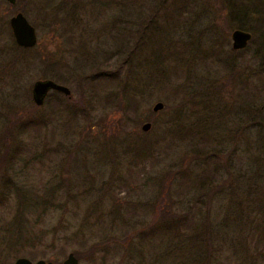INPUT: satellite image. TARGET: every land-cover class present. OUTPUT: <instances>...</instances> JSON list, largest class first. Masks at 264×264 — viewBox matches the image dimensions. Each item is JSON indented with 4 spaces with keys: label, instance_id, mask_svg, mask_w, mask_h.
Instances as JSON below:
<instances>
[{
    "label": "rangeland",
    "instance_id": "1",
    "mask_svg": "<svg viewBox=\"0 0 264 264\" xmlns=\"http://www.w3.org/2000/svg\"><path fill=\"white\" fill-rule=\"evenodd\" d=\"M108 1L102 14L98 0H0V191L9 180L26 199L51 203L20 215L14 189L5 201L0 195V261L61 264L102 240L103 261L73 254L77 264H264V0H178L166 26L171 0ZM242 7L244 28L235 16ZM16 13L35 29L29 52L15 49L8 20ZM235 29L250 33L236 53ZM45 57L69 91L55 92L54 109L47 96L40 106L31 99L35 81H54ZM120 66L122 90L138 104L125 127L121 83L90 80ZM88 95L91 110L71 101ZM156 102L162 109L152 112ZM32 106L40 128H14L3 155L7 125ZM144 142L147 157L132 163ZM166 173L172 210L200 232L207 224L205 263L203 233L187 251L182 238L152 240L139 230ZM27 235L39 244L25 245Z\"/></svg>",
    "mask_w": 264,
    "mask_h": 264
},
{
    "label": "trees",
    "instance_id": "2",
    "mask_svg": "<svg viewBox=\"0 0 264 264\" xmlns=\"http://www.w3.org/2000/svg\"><path fill=\"white\" fill-rule=\"evenodd\" d=\"M171 1L172 2L169 5V7L163 9V11L168 12L166 16L163 15V17L165 16L164 22H163L165 26L169 23L168 21L171 17H175L174 15H172V13L177 14V11H179L182 5L180 4V1L178 0H171ZM109 3L110 1L108 0L107 1L98 0V4H99L98 12L102 14L105 13L104 7L109 6L108 5ZM163 6L164 5H162V2H160V5L157 11L159 12ZM243 8L244 7H242L240 10L235 12V16L237 17V20L240 23L239 25L240 28L244 26L245 16H246L245 9ZM73 9H74V6H73ZM15 49L19 51H23V52H29L30 50V49H24V48L18 47L16 45H15ZM231 50L232 52H235V53L237 52V51H234L233 49ZM210 52L214 53V51H210ZM42 62L45 67L51 69L50 76L51 78L54 79L55 82L62 81L61 76L56 72L57 66H58L56 62L53 63L49 57H45V59L42 60ZM120 68L121 66L117 67L113 73H106L105 71L98 72V73L94 72L91 74L92 78L90 80L92 81L97 80L98 82L103 83V85L110 83V82H114V81L117 84V86L120 85L121 83L120 89H119L121 91V95H119V97L117 98V112L122 114L121 116L123 120H119V123L123 124V126L125 127L130 122H133L136 116V110L138 108V104H137V101H135L132 93H127L122 90L123 88L122 86L125 85L126 80L125 81L120 80L119 75H118ZM55 94H56L55 92H52L50 95L49 94L47 95V99H51L49 101L50 103H52L53 109L56 108L58 105L60 106L58 102L59 100L56 97L58 95H55ZM51 95H54V97L50 98ZM91 98L92 97H90L89 95L81 96V97L77 96L76 99H73V97H71L72 99L71 101L72 102L76 101L82 105L83 103H85L84 106L87 107L86 109L91 110L92 109ZM37 108L38 107L32 106L30 110H26L24 113H22L20 117H13L10 120L9 124L6 127L5 134H4V140H5L4 144L5 145H4L3 155L8 154L7 149L11 147L12 143L15 140L14 137L11 136V132L13 131L14 128L17 129L18 135L24 134L26 130H38L40 128V125H39L40 123L38 124L37 122L38 120H36L37 118L32 115V111L37 110ZM164 112H165V107L162 113ZM176 114L181 115V111L178 110ZM149 150L150 148L147 142L139 143L137 146H135L131 152L132 163H138L144 160L147 157ZM142 169H144V166L140 170ZM169 182L170 180H169V176L167 173L165 174V176H163L159 180L156 197L154 199V202L150 206L151 207V217L145 224H143L142 228L139 230L140 232L143 233L144 238L148 237V239H152V240L158 236L159 237H165V236L178 237V240L182 238V243H184L185 246L187 247V251L191 250L190 245H192V248H194L195 245H197V247L199 248L200 244L199 245L195 244V240L200 236L201 233H203L202 237L204 241L201 245V251L203 252V256L201 258V262L203 261L205 263L208 261V255H209V250L211 246L209 235L207 232L208 228L206 229L207 224L206 223L204 224L203 228L201 229L202 232H200L197 230L195 226V222L192 219L188 218L186 214H183V213L182 215L177 214L176 212L172 210L173 201L171 198ZM11 189H14L16 196L18 198L17 213L18 214L20 213V215L22 214L21 210H25V208H28L26 210L28 211V213H30L35 210V207L42 205L40 211L43 212L48 205H51V203L49 204L48 202H40L35 198H31V199L28 198L29 199L28 201L25 195L21 191H19L18 188L14 186L12 188V186L9 184V180H6L4 182L2 186V190L0 191V195L3 196V201L7 199V196L9 195L8 193L10 192ZM261 226H263L262 228H263V234H264V225H261ZM263 239L264 237L259 240H263ZM21 241L24 242L25 245H29L33 247L35 244H39L40 239L37 236L30 237L29 235H27L26 237L21 239ZM123 242L125 243V248H126L128 245V240L125 238ZM106 246H107V241L100 240L97 243L91 245V247L84 254H80L78 252H74L73 254L76 258H79L81 257V255H83L91 260H93L96 255L101 254L100 260L103 261L105 259V256H107L109 252L106 249ZM263 256H264V253H263ZM0 264H4L3 260L0 261Z\"/></svg>",
    "mask_w": 264,
    "mask_h": 264
},
{
    "label": "water",
    "instance_id": "3",
    "mask_svg": "<svg viewBox=\"0 0 264 264\" xmlns=\"http://www.w3.org/2000/svg\"><path fill=\"white\" fill-rule=\"evenodd\" d=\"M10 4L13 3V0H7ZM8 26L11 32L13 42L16 46L29 49L36 44V33L34 27L26 20V18L21 13H16L11 16L8 20ZM231 40V49L241 50L243 49L247 42L250 40V33L235 29L230 34ZM50 91L61 93L65 96L69 95V91L66 87L57 84L56 82L45 79L37 80L32 84L31 87V99L35 106H40L47 93ZM162 109V104L156 102L152 106V112H157ZM150 128L149 123H143L140 127L142 132H146ZM12 264H53L51 261L36 260L31 262L27 258L18 257ZM61 264H77V259L73 256L72 253H69L66 258L62 261Z\"/></svg>",
    "mask_w": 264,
    "mask_h": 264
}]
</instances>
